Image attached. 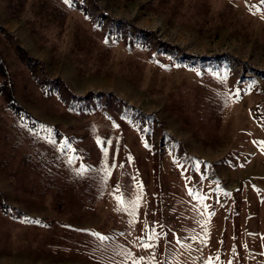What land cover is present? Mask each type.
Listing matches in <instances>:
<instances>
[{"label":"rangeland","instance_id":"1","mask_svg":"<svg viewBox=\"0 0 264 264\" xmlns=\"http://www.w3.org/2000/svg\"><path fill=\"white\" fill-rule=\"evenodd\" d=\"M39 1L12 15L0 0L15 95L46 123L25 126L0 99L1 197L32 216H0V264H264L261 0H81L92 15ZM16 42L42 68L32 72ZM123 101L157 119L142 124ZM137 197L134 217L115 210ZM201 224L207 246L189 239ZM153 227L144 249L138 237Z\"/></svg>","mask_w":264,"mask_h":264},{"label":"trees","instance_id":"2","mask_svg":"<svg viewBox=\"0 0 264 264\" xmlns=\"http://www.w3.org/2000/svg\"><path fill=\"white\" fill-rule=\"evenodd\" d=\"M6 5L9 9L10 14L14 15L17 14L23 5V0H5ZM45 3V1L41 0L38 3L39 6V10L43 7L42 5ZM70 5L73 8H78L80 10H82L84 13L92 15L89 7L87 6V4H85L83 1L81 0H70ZM55 16H58V13H55ZM94 18V17H93ZM97 19V18H95ZM99 22L101 24H103V22H101V20H99ZM105 31L107 34H112L115 35L116 32H120V35L123 37V39H125V42H130L133 41L134 38H131V36H129L127 33H125V31L123 30H119V29H115V28H111L108 24L107 25H103ZM1 29V27H0ZM2 36H0L1 39ZM7 45V44H6ZM14 49L17 53V56L21 59V60H25V63L27 65V67L34 72L35 68L37 66H39V68H42V64L40 62V60L34 56H31L27 53V51L25 50V48L18 42H16L14 45ZM6 47H9V45H7ZM56 80H58V78H55ZM41 84L43 87L47 88L48 86L45 84L46 83V79L45 80H40ZM57 84H59V80L57 81ZM15 82H14V76H13V72L12 70L8 67V64L6 62V59L3 55L2 52V48L0 47V99L2 102V110H5L7 112L6 116H14L15 118L20 119L23 124L29 128H38L41 126L46 125L45 122H43L40 118H38L37 116H35L29 109H27L20 101L19 99L16 97L15 95ZM104 92H92L91 94H78V93H73L72 94V98L76 99V100H80V99H90L91 97H99L100 95H102ZM119 99V98H118ZM123 104L133 108L135 110V116L139 119V121L146 125V123H148L150 120H156L157 118L154 117L153 114L145 112L135 106H133L132 104L123 101ZM1 110V107H0ZM0 117H2L1 112H0ZM6 118V117H5ZM5 118L0 119V129H2L3 133L7 134V126L6 124V120ZM11 125L14 126V122H11ZM49 127L51 128V130L53 131V133L58 136L62 133L61 128L59 127L58 124H51L49 125ZM15 128H17V126H15ZM16 131V130H15ZM15 136V140L17 139L18 135H14ZM29 155H31V153L29 151H25L22 153V158H23V163H26V161H28V157ZM17 167V166H16ZM60 203V199L56 202V204ZM4 214H14L17 217H22L24 219L27 218H32V216H30L29 214H27L22 208L17 207L13 204L8 203L7 201H5L4 199H2L1 197V193H0V216L4 215Z\"/></svg>","mask_w":264,"mask_h":264},{"label":"snow or ice","instance_id":"3","mask_svg":"<svg viewBox=\"0 0 264 264\" xmlns=\"http://www.w3.org/2000/svg\"><path fill=\"white\" fill-rule=\"evenodd\" d=\"M65 2H67V0H65ZM261 4H264V0H261ZM236 95H239V94L237 93ZM105 153H106V149H105ZM73 162H74V159L72 157H70L68 159V163L71 164ZM113 167H115V165H113ZM103 170L105 173V178L108 175H110V172H109L107 167H105ZM87 171H89V169L81 166V168L77 170V174L79 176L83 177ZM188 191H189V194L192 195L195 190L190 188ZM197 198L201 199V202L203 201V199H205V197H202V196H198V195L193 196V199H197ZM124 205H125V202L122 199H119L117 201V207L115 210L116 211L127 210L129 212V214L134 217L135 211L139 207V197H137L136 201L131 202V204L128 205L127 208H125ZM207 207H208L207 205H203L202 209H199L198 211L201 212V215H204L207 218H210L212 213L207 212ZM206 222L207 221H205V223ZM201 229L203 231V235H199V234L193 235V236L189 237V239L197 241L198 243L203 244L204 246H207V241H206L207 230H206V227L204 224H201ZM91 235L94 236L96 239L101 240V241L109 239V237L101 236L97 233H92ZM156 238H157V234H156L155 228L153 227L150 232L146 229L145 235L142 237H138V240L140 241L141 247H143L144 249H149V248L153 247V245L151 243L145 242V240L151 241V240H154ZM123 255H125L126 257H131L132 254L130 252H124ZM215 259L218 260L219 258L217 257ZM143 260H144L143 257L138 258V259H133L132 264H142ZM204 264H214L213 258L209 257L207 260L204 261Z\"/></svg>","mask_w":264,"mask_h":264}]
</instances>
